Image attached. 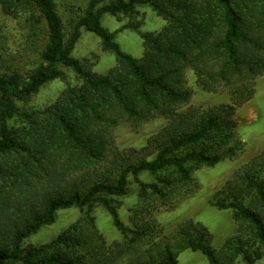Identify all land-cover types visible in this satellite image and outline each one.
I'll return each instance as SVG.
<instances>
[{
	"label": "trees",
	"instance_id": "16d2710c",
	"mask_svg": "<svg viewBox=\"0 0 264 264\" xmlns=\"http://www.w3.org/2000/svg\"><path fill=\"white\" fill-rule=\"evenodd\" d=\"M10 2L3 3L9 15L17 3L35 6L48 37L36 69L27 75L0 73V158L14 157L22 181L26 173L33 175L39 169L61 167L74 174L101 165L120 122L140 123L154 116L171 122L148 141L143 156L111 164L87 181L46 194L11 232L0 234V264H178L179 255L187 250L202 253L208 264H256L263 259L264 152L211 200L217 209L231 210L237 225L236 234L219 249L213 247L208 228L193 220L179 225L162 243L143 246L159 231L153 218L159 205L174 206L179 197L193 194L197 171L214 167L242 149L233 117L237 106L251 100L253 87L233 88V104L179 116L178 109L193 96L183 85L182 73L205 58L219 62L222 79L251 77L264 69V58L258 55L264 44L251 28L258 23L264 32V0H86L81 15L68 27L56 0ZM140 7L152 8L167 22L162 32L141 30ZM105 15L130 19L128 27L143 40L140 60L126 54L117 33L102 25ZM84 30L96 35L103 50L116 57L117 65L105 76L92 73L87 63L74 57ZM1 35L0 28V39ZM64 69L72 70L83 85L68 86L46 109H20L18 102L63 79ZM18 120L21 127L12 123ZM143 174L152 181L142 180ZM131 178L139 202L131 209L132 224L127 225L118 211L120 199L129 195ZM98 207L112 217L120 242L109 245L101 234L94 215ZM67 210L81 212L76 223L49 243L26 244L30 236L54 224L59 211Z\"/></svg>",
	"mask_w": 264,
	"mask_h": 264
},
{
	"label": "rangeland",
	"instance_id": "374dc122",
	"mask_svg": "<svg viewBox=\"0 0 264 264\" xmlns=\"http://www.w3.org/2000/svg\"><path fill=\"white\" fill-rule=\"evenodd\" d=\"M12 0H0V73L29 74L41 64V53L47 44L48 37L45 21L39 10L25 2L12 6L14 13L9 15L4 11L3 3ZM57 7L64 23L68 27L71 21L81 15L86 6V0H56ZM138 20L143 22L141 30L146 33H160L167 22L157 15L150 7H140ZM130 19L124 16L113 17L105 15L102 25L116 34V40L122 50L140 60L144 55L141 36L128 25ZM258 23L251 25L253 35L261 38L264 44V32L258 28ZM258 55L264 58V50ZM74 57L87 63L92 73L105 76L117 65L116 57L103 50L101 40L94 34L83 31L78 42ZM65 70V77L46 84L40 91L26 102H18L23 110H43L57 101L68 86L81 87L82 80L70 69ZM220 65L215 59H199L182 73L184 87L190 89L193 96L190 102L178 109L179 116L207 111L221 105L233 104L231 91L233 88L249 84L254 89L250 101L237 106L234 114L236 134L242 143L241 151L234 157H228L214 167H204L195 174L198 183L193 194L179 197L174 206L168 204L158 206L154 219L159 226L158 233L150 242L144 244V249L152 244L157 245L164 238L171 237L179 225L193 220L202 223L212 234V245L219 249L223 243L236 234L237 225L231 210H219L211 204L213 196L222 186L240 170L247 167L252 160L264 152V69L256 75H229L222 79L219 75ZM22 120V119H21ZM12 122L15 127H21L23 122ZM170 118L154 116L149 120L136 123L134 121L120 122L115 126L108 143L105 161L94 169H86L74 174L61 167L56 169H39L33 175L26 173L22 181V169L18 172L17 162L12 158H0L4 172L0 174V234L11 232L22 222L30 209H34L43 197L51 191L69 188L71 185L87 181L96 173H102L104 168L113 164L134 161L143 156L141 151L148 146V141L159 133ZM10 169V170H9ZM18 172V173H16ZM7 176H4V175ZM142 180L151 182L148 174L142 175ZM131 180L129 195L121 198L119 215L121 220L131 225V209L139 202L138 187ZM97 226L109 245L120 242L121 233L115 227L112 217L104 209L98 207L94 213ZM78 210L59 211L54 224L46 226L37 234L30 236L26 244L43 245L51 242L80 218ZM178 264H208V259L200 252L187 250L179 255ZM256 264H264V258Z\"/></svg>",
	"mask_w": 264,
	"mask_h": 264
}]
</instances>
